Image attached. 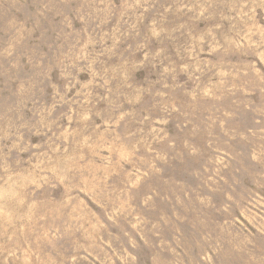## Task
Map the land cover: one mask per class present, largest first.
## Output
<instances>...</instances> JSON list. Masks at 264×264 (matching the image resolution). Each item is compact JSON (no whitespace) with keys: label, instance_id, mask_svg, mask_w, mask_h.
<instances>
[{"label":"rangeland","instance_id":"rangeland-1","mask_svg":"<svg viewBox=\"0 0 264 264\" xmlns=\"http://www.w3.org/2000/svg\"><path fill=\"white\" fill-rule=\"evenodd\" d=\"M0 264H264V0H0Z\"/></svg>","mask_w":264,"mask_h":264}]
</instances>
